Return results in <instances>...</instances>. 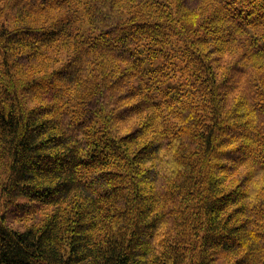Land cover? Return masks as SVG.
Masks as SVG:
<instances>
[{"label": "trees", "instance_id": "1", "mask_svg": "<svg viewBox=\"0 0 264 264\" xmlns=\"http://www.w3.org/2000/svg\"><path fill=\"white\" fill-rule=\"evenodd\" d=\"M0 185V264H264V0H0Z\"/></svg>", "mask_w": 264, "mask_h": 264}, {"label": "rangeland", "instance_id": "2", "mask_svg": "<svg viewBox=\"0 0 264 264\" xmlns=\"http://www.w3.org/2000/svg\"><path fill=\"white\" fill-rule=\"evenodd\" d=\"M1 186V185H0ZM11 226V225H10ZM22 223H14L12 224V229H16V230H22Z\"/></svg>", "mask_w": 264, "mask_h": 264}]
</instances>
